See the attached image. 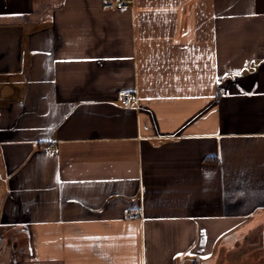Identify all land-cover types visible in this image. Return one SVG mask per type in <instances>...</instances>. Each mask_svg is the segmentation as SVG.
Returning <instances> with one entry per match:
<instances>
[{
    "label": "crops",
    "instance_id": "obj_1",
    "mask_svg": "<svg viewBox=\"0 0 264 264\" xmlns=\"http://www.w3.org/2000/svg\"><path fill=\"white\" fill-rule=\"evenodd\" d=\"M103 1L0 0V264H264V0Z\"/></svg>",
    "mask_w": 264,
    "mask_h": 264
},
{
    "label": "built area",
    "instance_id": "obj_2",
    "mask_svg": "<svg viewBox=\"0 0 264 264\" xmlns=\"http://www.w3.org/2000/svg\"><path fill=\"white\" fill-rule=\"evenodd\" d=\"M102 6L105 9L121 8L122 6H124V0H105V1H103ZM131 97H132L131 92L130 91H125L122 94L121 102L123 104H128L130 102ZM44 148L48 152H54L55 149H56V146H55V144L53 142L52 143L50 142V143L46 144L44 146Z\"/></svg>",
    "mask_w": 264,
    "mask_h": 264
},
{
    "label": "snow or ice",
    "instance_id": "obj_3",
    "mask_svg": "<svg viewBox=\"0 0 264 264\" xmlns=\"http://www.w3.org/2000/svg\"><path fill=\"white\" fill-rule=\"evenodd\" d=\"M178 255H184V254H178Z\"/></svg>",
    "mask_w": 264,
    "mask_h": 264
},
{
    "label": "bare ground",
    "instance_id": "obj_4",
    "mask_svg": "<svg viewBox=\"0 0 264 264\" xmlns=\"http://www.w3.org/2000/svg\"><path fill=\"white\" fill-rule=\"evenodd\" d=\"M45 146V145H44ZM45 149V148H44Z\"/></svg>",
    "mask_w": 264,
    "mask_h": 264
}]
</instances>
